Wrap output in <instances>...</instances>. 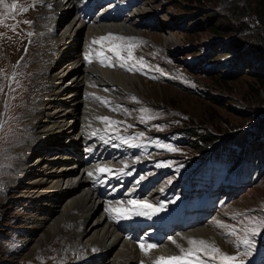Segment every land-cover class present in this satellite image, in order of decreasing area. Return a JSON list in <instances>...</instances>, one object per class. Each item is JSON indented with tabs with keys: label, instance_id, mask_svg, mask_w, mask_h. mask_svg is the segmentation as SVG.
Here are the masks:
<instances>
[{
	"label": "rangeland",
	"instance_id": "374dc122",
	"mask_svg": "<svg viewBox=\"0 0 264 264\" xmlns=\"http://www.w3.org/2000/svg\"><path fill=\"white\" fill-rule=\"evenodd\" d=\"M48 1L3 0L0 3V264H73L79 249L75 247L74 236L67 232L54 235L44 247L37 246L40 233L48 231L49 222L45 226L42 224L44 227L36 225L39 221L34 218L38 217L37 208L42 202L38 204L33 202L35 198L31 199L36 191L24 192L30 185L22 183L26 181L20 176L23 162L32 159L22 152L31 133L29 120L33 109L29 86L38 69L35 57L42 51L41 35L48 29L53 30L43 19L45 12L51 10ZM232 1L79 0L85 13L92 10L93 14L106 16L102 24H122L132 29L126 34L118 28L124 40L94 43L103 50L98 51L99 56L94 53L97 58L90 52L83 54L84 61L94 65L103 59L104 66L111 63L119 72L137 75L159 85L141 95L133 92L141 96L138 98L135 95L128 98L121 92L113 96V100L101 99V95L91 97L102 104L110 112V120L116 122L99 120L92 124L93 142L120 166L110 168L107 174L100 172L92 160L93 181L90 179L89 187L96 192L94 195L102 196L101 200L111 201L106 206L108 209L123 206L128 210L131 218L124 220V226L129 230L138 229L140 220L146 218L135 214L129 201L147 197L151 201L147 204L163 208L149 216L151 222L146 226L162 231L169 223H177L184 232L208 226L216 235L211 240L204 239L222 253L238 256L243 264H264V168L258 162L246 163L245 153H239L242 145L229 141L232 135L248 134V145L264 144V136H261L264 132V84L257 83L261 78L259 74H264V42L255 23L247 26L237 21L238 13L230 11ZM13 3L17 6L15 11L3 6ZM116 31L105 34L122 37ZM249 45L253 49H248ZM113 47L123 60L109 51ZM129 51L132 59H128ZM237 52L249 64L238 76H225L223 67L209 74L198 72L206 53L224 62L225 56L231 57ZM125 61L126 66L120 67ZM64 63L65 60L58 64L57 70ZM235 66L239 68V62ZM112 87L115 89L114 85ZM112 91L108 89L109 93ZM183 127L211 132L217 138L216 144L208 147L204 156L200 155L189 145L188 141L193 138ZM175 128L180 130L167 136L159 134L173 132ZM66 136L67 133L63 138ZM215 147L216 152L208 158ZM170 148L175 150L170 151ZM100 149L98 151L102 152ZM202 157L205 159L200 160ZM261 160L264 164V152ZM100 173L118 178L135 197L125 199V193L120 192L115 198L107 186L93 183ZM247 179L254 183L232 197L236 193L235 186ZM154 188L160 190V198L150 196ZM45 203L48 205L44 207L50 206ZM106 211L110 213L107 208ZM110 215L119 225L117 213ZM191 216L196 221L188 227L185 223ZM97 218L98 214L94 219ZM64 228L72 230L69 224ZM139 235L148 236L147 227L142 228ZM179 241L188 243L183 238ZM140 245L137 249L145 254L139 249ZM198 255L201 256L200 264H221L219 259ZM147 263L149 261L143 262Z\"/></svg>",
	"mask_w": 264,
	"mask_h": 264
},
{
	"label": "bare ground",
	"instance_id": "6f19581e",
	"mask_svg": "<svg viewBox=\"0 0 264 264\" xmlns=\"http://www.w3.org/2000/svg\"><path fill=\"white\" fill-rule=\"evenodd\" d=\"M48 2L51 4V10L45 12L43 19L51 25L53 30L48 29L46 30L48 33H41L42 51L38 57H35L34 62L38 69L29 86V100L33 109L29 120L31 133L22 152L27 156L26 158L32 159L26 163L23 162L20 172V176L27 182L22 183L30 185L24 192L36 191V195L31 198H35V201H31L38 204L42 202L37 208L38 217L34 218L39 221L36 225L44 227L49 222L48 231L43 230L40 233L37 246L44 247L54 235L60 236L67 232L74 236L75 247L79 248L75 252L76 261L73 264H143L144 261H149L147 264H155L161 256H177L180 255L181 248L188 249L189 243L184 244L179 241L182 238L188 241L214 238L216 233L214 235L209 231L208 226L184 232L183 227L177 223H169L162 231H157L153 227L146 226V223L151 222H149L150 215H143L146 218L140 220L138 229L129 230L124 226L125 219L118 217L119 225H117L110 213H107L106 206L111 204V201L101 200L100 194H98L99 197L94 195L96 192L94 193L89 187L92 180L89 175L92 164L90 162L94 160L99 169H112V167L116 169L120 165L93 142L91 125L101 120L97 118L110 117V112L91 97L101 95V99L105 97L113 100V96H119L121 92V95L130 98L135 95L133 92L141 95L145 90L159 85L137 75L119 72L117 68L106 67L100 62L97 63L98 65L95 63L91 65L88 64L90 63L88 60H85L88 63L84 61L83 54L90 52L94 55V53L98 54L99 50H103L102 47L96 46L93 40L107 36L105 32L110 30H117L119 35L124 37L118 28L120 27L126 34L132 31L131 28L122 24H102V19L106 16L93 14L92 10L85 13L79 0H49ZM69 15L72 16L68 19ZM47 18L50 20L47 21ZM101 42L105 43L106 40ZM78 47L79 50H77ZM94 57L97 58L95 55ZM64 60L65 63L57 70V65ZM111 88L113 91L109 93L108 89ZM138 97L141 96L135 98ZM66 133L67 140L63 138ZM69 142H71L70 145L65 144ZM105 172L110 174L109 171ZM112 176L97 174L96 181L93 183L107 186L115 194V198H118L116 194L120 192L125 193V199L135 197L132 195L133 192L125 189V184ZM150 193V196L154 198L161 197L157 188ZM130 201L151 202L147 197L144 199L137 197ZM45 202L50 203V206L44 207L48 205ZM120 202L125 204L124 200ZM120 202L114 203L119 206ZM162 208L163 206L157 207L159 210L155 213L160 212ZM97 214L98 218L94 219ZM195 221L191 216L185 225L189 227ZM68 224L71 226V232L68 228H64ZM146 227L148 236H140L139 231ZM85 236L87 237L84 238ZM194 236L203 238H193ZM158 243L161 244L158 246ZM140 244H152L156 247L150 254H142L137 249Z\"/></svg>",
	"mask_w": 264,
	"mask_h": 264
},
{
	"label": "trees",
	"instance_id": "16d2710c",
	"mask_svg": "<svg viewBox=\"0 0 264 264\" xmlns=\"http://www.w3.org/2000/svg\"><path fill=\"white\" fill-rule=\"evenodd\" d=\"M230 11H236L238 13L236 19L239 23H245L247 24V26L250 24V22L255 23L257 25V30L259 31L258 33L260 34L264 42V0H233L230 3ZM213 31L219 33L217 30H213ZM252 47L249 45L248 49L249 48L253 49ZM233 58L235 59L234 61H232ZM223 60L224 62H221L220 60H214L210 55H207L206 53V57H204V61L201 63L203 67L200 68L198 72L209 74L212 72H217L221 67H223L226 70V72L224 73L225 76L227 75L238 76L241 69L245 71V68L248 67L249 65L247 64L246 59L240 56V52H237L231 57L225 56ZM237 62H239V68L235 66ZM198 68L199 66L195 67L194 71L197 70ZM259 77L261 78L257 79V83L259 85L261 84L263 85L264 74H259ZM183 129L187 130L189 132V136L193 138L188 141L189 145L192 146L196 150V152H198L202 156L206 154L208 147L216 144L217 138L211 132H206V131L202 132L201 130L195 127H190V128L183 127ZM178 130L180 129L175 128L174 132ZM261 136H264V132H262ZM230 138L231 139L229 141H233L234 143H239L242 145V151H239L240 154L244 152L245 156L250 153L255 155L256 151H258L259 155L261 156L262 152H264V148L262 149L264 144H262L261 142L258 143L259 145L258 147H255L253 143L248 145V147L246 146L247 143L249 142L248 134H240L238 136L232 135ZM263 141L264 138L262 139V142ZM247 148L249 150H254V151L250 152L247 150ZM215 152L216 149L214 150L213 153ZM251 159L255 160V157L251 156Z\"/></svg>",
	"mask_w": 264,
	"mask_h": 264
},
{
	"label": "snow or ice",
	"instance_id": "6c2138e0",
	"mask_svg": "<svg viewBox=\"0 0 264 264\" xmlns=\"http://www.w3.org/2000/svg\"><path fill=\"white\" fill-rule=\"evenodd\" d=\"M0 3H3V0H0ZM6 9H9L10 11H15L16 10V4L13 3L10 6L8 4L3 5ZM27 9H23V11H26ZM109 39H118V40H124V37H112L111 34L108 36L100 37L98 40H94L93 43H99L101 41L109 40ZM109 51H112L117 57H119L121 60L124 58L121 57L120 52L117 50L116 47L110 48ZM105 59L110 60V57H106ZM128 59H132V52H128ZM101 64L105 63V60L100 61ZM105 66L112 67L113 65L111 63L106 64ZM126 66V61L125 63H121L120 67H125ZM129 71H132V68H128ZM103 103V102H102ZM146 111V110H144ZM102 121H107L110 124L111 123H116L114 121H111L109 117H100ZM127 143V141H125ZM170 151H174L175 149H169ZM100 172H105V171H111L110 169L106 168H101L99 169ZM89 175H92V173H89ZM129 204H132L134 206V210H137L135 214L137 215H151L154 214L156 211L159 209L154 208L152 205L147 204V203H141L137 201H129ZM143 209H150L151 211H143ZM108 211L110 213L115 212L117 213L118 217L123 218V219H130L131 216L129 215V212L127 209H124L123 206L119 207H112L110 206ZM219 223V222H218ZM222 226V225H221ZM234 231V230H233ZM253 232L255 231L254 229L252 230ZM175 243V241H173ZM192 247L188 249H183L181 248V254L177 256H170V257H164L161 256L159 257L156 261L155 264H200L201 256L198 254H203V256L209 257L212 260L219 259L221 261V264H243L242 260H238V256H231L224 254L220 251L219 248L214 247L213 245L209 244L207 241L201 239V240H196V239H190L188 241ZM245 244L248 243L247 240L244 241ZM141 249L145 252V254L149 253L155 245L148 244L140 245ZM179 247V246H178Z\"/></svg>",
	"mask_w": 264,
	"mask_h": 264
}]
</instances>
